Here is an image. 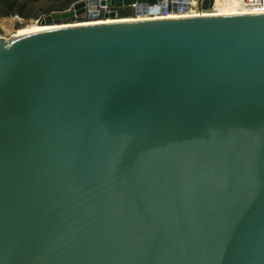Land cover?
Returning <instances> with one entry per match:
<instances>
[{"label":"water","instance_id":"1","mask_svg":"<svg viewBox=\"0 0 264 264\" xmlns=\"http://www.w3.org/2000/svg\"><path fill=\"white\" fill-rule=\"evenodd\" d=\"M14 34L0 264H264V13Z\"/></svg>","mask_w":264,"mask_h":264},{"label":"built area","instance_id":"2","mask_svg":"<svg viewBox=\"0 0 264 264\" xmlns=\"http://www.w3.org/2000/svg\"><path fill=\"white\" fill-rule=\"evenodd\" d=\"M90 3L93 0H87ZM175 1V0H174ZM173 0H158L155 6H150V14L147 17H155L156 15L164 16L169 14H181L183 12H199L203 15H226V14H240V13H264V0H180L183 5H175ZM168 2V3H167ZM167 4V7H166ZM73 4L72 6H74ZM124 7L120 8L123 9ZM254 11V12H252ZM90 8L83 15L84 21L87 19L94 20L97 17L92 16ZM99 15V14H98ZM22 20L20 16H16ZM80 16H73L68 19L58 20L60 23L78 22ZM105 20V19H104ZM56 21V20H55ZM54 21V22H55ZM82 21V20H81Z\"/></svg>","mask_w":264,"mask_h":264},{"label":"trees","instance_id":"3","mask_svg":"<svg viewBox=\"0 0 264 264\" xmlns=\"http://www.w3.org/2000/svg\"><path fill=\"white\" fill-rule=\"evenodd\" d=\"M80 1L82 0H0V21L15 16L30 21L49 13L66 11ZM79 18L84 21L82 15ZM15 28H18V24Z\"/></svg>","mask_w":264,"mask_h":264},{"label":"bare ground","instance_id":"4","mask_svg":"<svg viewBox=\"0 0 264 264\" xmlns=\"http://www.w3.org/2000/svg\"><path fill=\"white\" fill-rule=\"evenodd\" d=\"M102 0H93L90 3V10H92V16H96V15H101V14H107L105 16V20H89V21H78V22H70V23H60L58 21V19L56 18V21L53 22L51 25H33V26H29V27H25L22 28L18 31L15 32L14 36H20V35H26L29 33H34L37 31H42V30H46V29H52V28H57V27H66V26H70V25H80V24H91V23H103V22H107V21H120L122 19H113V16H111V14H113L114 12H116V10L118 8H113L110 5H105L102 6L101 4ZM112 1H123V0H112ZM174 1V0H173ZM168 3V2H167ZM174 4L176 5H183V2H180V0H175ZM150 6H155V5H149L147 3H137L135 4V7H138V13L142 14V15H146L147 11L146 9L149 8ZM167 7V4H166ZM254 12V11H252ZM190 15H203L202 13L199 12H194V11H190V12H183L181 14H169V15H164V16H159L156 15L155 17H177V16H190ZM206 15H213V14H206ZM22 18V17H20ZM142 18H151V17H147V16H139L136 19H142ZM127 19V18H124ZM14 20L18 21V22H23L24 19L22 18V20H19L17 17L14 18ZM4 26L6 29H8L9 31L11 30V24L9 20H4Z\"/></svg>","mask_w":264,"mask_h":264},{"label":"rangeland","instance_id":"5","mask_svg":"<svg viewBox=\"0 0 264 264\" xmlns=\"http://www.w3.org/2000/svg\"><path fill=\"white\" fill-rule=\"evenodd\" d=\"M146 11H147V14H150V8H147ZM50 14L51 13L46 14L44 16H41L40 18H37V19H32L30 21H23L22 23L14 20V18L16 16L11 17V18L1 19V21H0V31H1L0 36H5V37L9 38L12 34H14L16 31H18L22 28L33 26V25H43L44 18ZM106 15L107 14L97 15V17H95L93 19L94 20H104ZM139 16L144 17L145 15L139 14L138 13V7H135V5H131V6H125L123 9L118 8L115 12V15L113 16V19L137 18ZM82 18H83V15H82ZM6 19L10 21V24H11V30L10 31L8 29H6L4 26V20H6ZM57 19L60 20L59 18H57ZM55 20H56V18L53 20V22ZM77 20L81 21L80 18H78ZM89 20L90 19H87L85 21H89ZM16 24H18V28H15Z\"/></svg>","mask_w":264,"mask_h":264}]
</instances>
